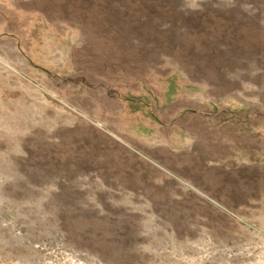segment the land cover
Here are the masks:
<instances>
[{
  "label": "rangeland",
  "instance_id": "obj_1",
  "mask_svg": "<svg viewBox=\"0 0 264 264\" xmlns=\"http://www.w3.org/2000/svg\"><path fill=\"white\" fill-rule=\"evenodd\" d=\"M0 264H264V0H0Z\"/></svg>",
  "mask_w": 264,
  "mask_h": 264
}]
</instances>
